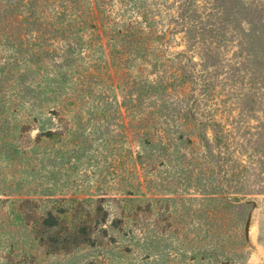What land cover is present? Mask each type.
Instances as JSON below:
<instances>
[{"label":"rangeland","instance_id":"obj_1","mask_svg":"<svg viewBox=\"0 0 264 264\" xmlns=\"http://www.w3.org/2000/svg\"><path fill=\"white\" fill-rule=\"evenodd\" d=\"M1 2L0 264H264V0Z\"/></svg>","mask_w":264,"mask_h":264},{"label":"trees","instance_id":"obj_2","mask_svg":"<svg viewBox=\"0 0 264 264\" xmlns=\"http://www.w3.org/2000/svg\"><path fill=\"white\" fill-rule=\"evenodd\" d=\"M15 1V0H14ZM61 0H20V3L24 4L25 7L30 10L29 16H32L33 18H39L41 19L44 16H51V14H48V9L55 8L56 11L53 12L54 17L57 16L58 18H64L67 16V10H64L62 12H59V9L64 8L67 9V5H60ZM1 0H0V11H1ZM18 3L19 5H22ZM15 3H12L13 5ZM66 13V14H65ZM41 17V18H40ZM48 215V216H47ZM46 218L43 219L44 225H46L49 229H53L56 226H58V223L56 222L55 217L51 212L47 214Z\"/></svg>","mask_w":264,"mask_h":264}]
</instances>
